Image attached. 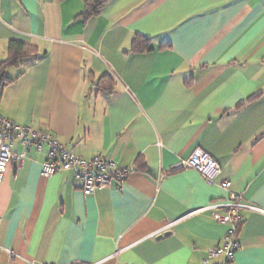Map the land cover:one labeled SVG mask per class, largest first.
<instances>
[{
    "label": "crops",
    "instance_id": "0c3cea01",
    "mask_svg": "<svg viewBox=\"0 0 264 264\" xmlns=\"http://www.w3.org/2000/svg\"><path fill=\"white\" fill-rule=\"evenodd\" d=\"M87 1L0 0V64L12 40L38 49L0 76V112L132 172L86 196L30 148L0 183V264L220 262L229 227L182 218L232 192L264 210V0H106L85 21ZM198 149L221 167L212 184L179 168ZM243 219L234 264H264V213Z\"/></svg>",
    "mask_w": 264,
    "mask_h": 264
},
{
    "label": "built area",
    "instance_id": "2783aa9c",
    "mask_svg": "<svg viewBox=\"0 0 264 264\" xmlns=\"http://www.w3.org/2000/svg\"><path fill=\"white\" fill-rule=\"evenodd\" d=\"M16 143L22 147L21 153L14 152ZM45 146H48V152L42 164V176L52 177L58 172H71L74 183L86 196L93 195L97 191L109 190L115 184L121 186L132 172L131 169L123 168L102 155L90 158L75 155L67 151L51 132L18 125L3 117L0 112V183L10 164L15 163L18 167H23L30 148L41 152ZM179 168L197 171L209 184L214 183L221 173L219 163L201 149L196 150L187 160H183ZM222 187L230 189L231 183L225 182ZM247 211L264 213V210L244 203L241 194L232 192L227 202L197 209L182 219L212 212L214 221L227 225L229 230L221 244L209 251L210 258H222L220 262L214 264H234L235 254L240 248L237 234L243 224V213ZM174 225L175 222L169 224L159 234Z\"/></svg>",
    "mask_w": 264,
    "mask_h": 264
},
{
    "label": "trees",
    "instance_id": "16d2710c",
    "mask_svg": "<svg viewBox=\"0 0 264 264\" xmlns=\"http://www.w3.org/2000/svg\"><path fill=\"white\" fill-rule=\"evenodd\" d=\"M106 0H88L86 2V9L82 18L88 19L98 15L100 8ZM152 49L150 41L143 37H136L133 42V51L143 53ZM38 49L36 46L26 44L21 41L12 40L8 43L7 58L0 64V76L2 78V87L7 83L4 82V73L8 68L18 66L21 60L36 57ZM9 82V81H8Z\"/></svg>",
    "mask_w": 264,
    "mask_h": 264
}]
</instances>
